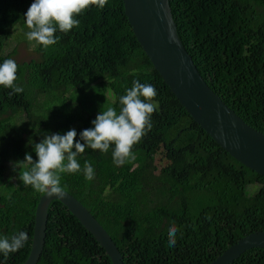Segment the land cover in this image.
<instances>
[{"label": "trees", "instance_id": "obj_1", "mask_svg": "<svg viewBox=\"0 0 264 264\" xmlns=\"http://www.w3.org/2000/svg\"><path fill=\"white\" fill-rule=\"evenodd\" d=\"M34 0H0V63L14 59L24 91L0 85V237L24 231L28 242L0 264L22 263L31 248L34 214L42 193L20 175L38 157L46 135L79 133L135 80L157 90L152 128L122 165L86 149L92 164L62 174L61 186L98 219L118 246L124 264H206L244 234L264 229V175L219 145L179 101L137 40L123 0L91 6L79 27L57 30L45 49L28 41L24 14ZM179 36L210 87L246 122L264 132V0H169ZM19 28H22L20 31ZM14 40L34 44L38 57L17 61ZM9 34L7 35V33ZM14 37V36H13ZM10 42V41H9ZM83 142V141H81ZM75 150V149H73ZM160 155L164 162L157 160ZM17 175V180L13 177ZM250 185L252 189L249 188ZM175 224L177 242L168 245ZM35 264H113L104 247L59 199L48 207L45 244ZM230 264H264V247L246 249Z\"/></svg>", "mask_w": 264, "mask_h": 264}, {"label": "water", "instance_id": "obj_2", "mask_svg": "<svg viewBox=\"0 0 264 264\" xmlns=\"http://www.w3.org/2000/svg\"><path fill=\"white\" fill-rule=\"evenodd\" d=\"M124 13L155 69L193 119L220 146L247 167L264 175V132L246 122L206 82L184 46L169 0H123ZM61 198L42 193L35 208L31 248L20 264H35L43 250L48 207L59 199L104 247L113 264H124L108 231L90 210L64 189ZM264 247V229L250 231L206 264H230L246 249Z\"/></svg>", "mask_w": 264, "mask_h": 264}, {"label": "clouds", "instance_id": "obj_3", "mask_svg": "<svg viewBox=\"0 0 264 264\" xmlns=\"http://www.w3.org/2000/svg\"><path fill=\"white\" fill-rule=\"evenodd\" d=\"M107 3L108 0H34L24 14L29 29L26 38L47 49L58 42L57 30L67 33L79 27L77 16L91 6L103 9ZM17 71L18 64L14 59H5L0 63V85L12 89L9 95L24 91L16 83ZM157 94L154 85L135 80L126 94L119 98V110L114 106L103 109L92 121L94 127L79 133V140L76 139L78 133L74 128L64 134L46 135L34 145L37 160H33L31 154H26L25 161L31 167L20 175L23 184L31 185L35 191L46 193L48 197L61 198L65 195L61 186L62 174L82 170L77 157L85 153L86 149L107 153L114 145L112 157L116 165L134 160L132 149L151 130V117L159 108V102L155 99ZM82 171L85 179H94L95 171L90 162L85 161ZM178 231L173 223L168 230L169 247H175ZM28 240L29 235L24 231L10 239L0 237V253L7 257L21 249Z\"/></svg>", "mask_w": 264, "mask_h": 264}, {"label": "rangeland", "instance_id": "obj_4", "mask_svg": "<svg viewBox=\"0 0 264 264\" xmlns=\"http://www.w3.org/2000/svg\"><path fill=\"white\" fill-rule=\"evenodd\" d=\"M24 29H28L27 25H25L24 27H22ZM22 28H19L20 31L22 30ZM19 29L14 31V33L12 32V34L9 35V40H8V47L7 49H10L13 45L16 46V52L13 55V57L17 60V61H24V60H30L31 58H36L38 57L37 52L33 49L34 48V44L32 42H28L25 41L24 39H19V40H14L15 38H18L20 35H16L19 33ZM9 34V32L7 33V35ZM14 36V37H13ZM10 41V42H9ZM157 160H160V162H164V160L161 158L160 155L157 156ZM13 180L16 181L17 180V175H15L13 177ZM252 186L254 185H250L249 188L252 189Z\"/></svg>", "mask_w": 264, "mask_h": 264}]
</instances>
